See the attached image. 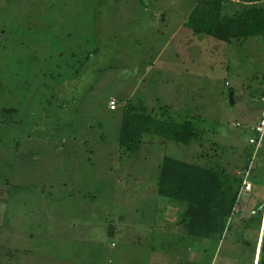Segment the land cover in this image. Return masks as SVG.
<instances>
[{
	"label": "rangeland",
	"instance_id": "374dc122",
	"mask_svg": "<svg viewBox=\"0 0 264 264\" xmlns=\"http://www.w3.org/2000/svg\"><path fill=\"white\" fill-rule=\"evenodd\" d=\"M202 3L0 0V264H261L264 141L221 238L187 235L186 209L158 195L165 156L242 178L264 109V35H194ZM140 100L200 138L151 133L123 153V109Z\"/></svg>",
	"mask_w": 264,
	"mask_h": 264
},
{
	"label": "trees",
	"instance_id": "16d2710c",
	"mask_svg": "<svg viewBox=\"0 0 264 264\" xmlns=\"http://www.w3.org/2000/svg\"><path fill=\"white\" fill-rule=\"evenodd\" d=\"M203 2L202 9L197 7L192 13L189 24L187 23V28L191 29L194 35H205L226 43L264 35V7L251 8L233 16H225L222 15L223 0H203ZM263 2L264 0H244L246 4ZM80 66L76 71L77 75L83 70L84 63ZM139 102L138 104L127 102L123 109L119 133V145L123 153H138L144 143L143 137L151 133L162 134L167 140L184 145H191L200 138L202 132L197 131L192 123L177 124L173 119L167 118L166 114L162 115L164 118L156 116L143 106V101ZM115 110L116 108L112 111ZM236 126L240 125L237 123ZM252 128L251 131L255 136L256 132ZM228 149H233V146H229ZM234 149L236 150V147ZM247 149L248 154L243 161L245 166L247 165L246 168L252 163V157L256 155L255 151L258 148L248 142ZM211 158L212 156H208V159ZM159 170L158 195L177 201L186 209L184 216L187 218L184 224L187 234L196 238H212L218 235L221 238L227 228V221L233 217L243 178L229 175L225 170L209 165L205 167L169 156L163 158ZM256 178L259 181L260 177L256 175ZM262 217L263 212L260 213L261 220ZM188 218L190 219L187 221ZM114 230L111 226L109 234H114ZM261 255L263 257L261 264H264V238Z\"/></svg>",
	"mask_w": 264,
	"mask_h": 264
},
{
	"label": "built area",
	"instance_id": "2783aa9c",
	"mask_svg": "<svg viewBox=\"0 0 264 264\" xmlns=\"http://www.w3.org/2000/svg\"><path fill=\"white\" fill-rule=\"evenodd\" d=\"M264 86V81H263ZM264 93V91H263ZM255 102H260L264 105V95H262L258 99H253ZM110 109L114 110L116 108V102L113 100L110 102ZM253 131L256 132L255 136L250 137L249 143L250 145L256 146V149L261 146L264 141V109L261 111V114L257 120H255V125L253 126ZM255 157V155H254ZM252 170V163L244 171L243 179V187L242 192H251L253 190V184L248 180L250 177V172Z\"/></svg>",
	"mask_w": 264,
	"mask_h": 264
},
{
	"label": "crops",
	"instance_id": "0c3cea01",
	"mask_svg": "<svg viewBox=\"0 0 264 264\" xmlns=\"http://www.w3.org/2000/svg\"><path fill=\"white\" fill-rule=\"evenodd\" d=\"M253 190H254V185H253ZM253 190H252V191H253ZM252 191H251V192H252ZM251 192H242L241 194H243V195H244V194H248V195H249ZM180 215H181V214H180ZM180 217H181V216H180ZM179 232H180V231H179ZM183 233H184V232H183ZM186 234H187V233H186ZM187 235H188V234H187ZM189 236H191V235H189ZM192 237H193V239L196 238V237H194V236H192ZM256 255H257V254H255V256H256ZM254 264H255V262H254Z\"/></svg>",
	"mask_w": 264,
	"mask_h": 264
},
{
	"label": "water",
	"instance_id": "95a60500",
	"mask_svg": "<svg viewBox=\"0 0 264 264\" xmlns=\"http://www.w3.org/2000/svg\"><path fill=\"white\" fill-rule=\"evenodd\" d=\"M231 103L233 102V92L230 94Z\"/></svg>",
	"mask_w": 264,
	"mask_h": 264
}]
</instances>
